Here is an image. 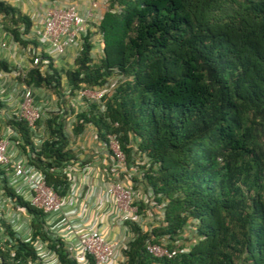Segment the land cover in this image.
Wrapping results in <instances>:
<instances>
[{
  "label": "trees",
  "instance_id": "1",
  "mask_svg": "<svg viewBox=\"0 0 264 264\" xmlns=\"http://www.w3.org/2000/svg\"><path fill=\"white\" fill-rule=\"evenodd\" d=\"M0 15L25 46L13 27L21 23L26 31L29 19L3 1ZM98 31L102 56L92 63L84 39L74 68L65 72L67 84L100 86L113 73L123 82L102 99L103 111L91 102L76 113L70 132L63 107L37 120L34 130L8 121L28 164L63 195L62 168L75 159L69 136L86 125L103 142L113 134L126 163L133 155L146 158L141 183L154 205L163 204L150 232L126 222L135 238L122 264H264V0H108ZM8 68L0 58V70ZM59 78L55 70L45 77L33 70L26 84L56 90ZM2 188L30 216L32 236L46 241L60 264H76L61 239H50L45 215ZM190 225L194 240L184 246L178 240ZM150 237L163 239L172 258L148 255ZM14 242L13 261L5 244L0 262L34 263L30 244Z\"/></svg>",
  "mask_w": 264,
  "mask_h": 264
},
{
  "label": "built area",
  "instance_id": "2",
  "mask_svg": "<svg viewBox=\"0 0 264 264\" xmlns=\"http://www.w3.org/2000/svg\"><path fill=\"white\" fill-rule=\"evenodd\" d=\"M101 7L104 8V12L107 11L108 0H89L81 5L51 4L44 7L41 12L35 11L26 16L30 22L28 30L25 31L21 23L13 27L17 30L18 37L27 41L25 46L14 40L8 30L3 28L1 24L3 18L0 15V58L9 64L7 71L0 70V250H3V245L6 244L9 248L7 251L9 261H13L14 256V249L10 246L14 245V239H18L30 244L34 251L35 262L27 264H60L48 243L32 236L30 216L7 195L2 188L3 185L14 195L22 198L28 206L45 215V226L50 239H61L69 257L76 264H88L89 260L91 264H122L125 261L123 253L127 251L128 243L135 238L126 222H132L141 231L148 232L156 225L147 222L149 216L147 210H150L148 204L150 200L152 201L151 192L146 190L143 195L136 191L132 182L133 169L130 166L127 170L124 153L113 134H106V142H103L97 138L91 126L94 130L93 137L100 145L104 157L108 156L116 167L114 171L116 178L102 182L99 201L110 206L102 216L104 215L110 225L120 227L123 233L118 237L107 238L104 233L92 228L94 222L86 225L89 221L86 210L90 205V199H85L80 214L75 205L76 199L81 197V191L78 190L79 186H76V178L72 172L85 173L88 167L74 163V160L65 163L62 173L67 182V189L60 195L58 188L46 184L42 172L28 164L25 155L18 154L21 137L8 123L10 120L24 121L30 130H34L37 120L46 116L48 112H54L43 111L45 105L36 103L35 95H38L42 88L26 84L30 71L37 70L41 77H45L55 70L61 81V71L65 73L74 68L84 39L91 46L89 51L91 58L97 53L102 56L103 43L98 31L103 15L99 11ZM114 10L117 11L118 8L114 7L112 11ZM107 82L91 88L80 85L77 89H71L66 80L60 97L62 99L73 96L77 101L94 102L101 105L103 111L101 101L113 88V85ZM57 105L54 110L62 111L60 99H57ZM68 113L69 111L65 115L66 129L70 132L74 118ZM76 113L74 112V115ZM139 203L144 205L142 213L138 211ZM162 207L163 204L157 206L158 221L162 219ZM68 214H76V220L68 219L66 217ZM5 224L13 233L12 238L5 234ZM144 249L148 255L157 259H170L174 255V251L167 249L163 239L159 243L151 242V237L145 239Z\"/></svg>",
  "mask_w": 264,
  "mask_h": 264
},
{
  "label": "crops",
  "instance_id": "3",
  "mask_svg": "<svg viewBox=\"0 0 264 264\" xmlns=\"http://www.w3.org/2000/svg\"><path fill=\"white\" fill-rule=\"evenodd\" d=\"M8 5L17 8L21 14L29 16L35 11L41 12L44 7L50 6L51 4H70L74 3L77 5L85 4L89 0H0ZM101 14L104 13V8H99ZM94 130L86 129L78 134L77 137L71 135L68 147L74 153V163H79L81 166H87L88 170L85 173L72 172L76 178V186H79L81 191V197L76 199V208L79 214L81 213L82 205L85 204V199H90V205L87 206L86 214H88L89 221L86 222L88 226L90 222H94L93 229L104 233L107 238H114L122 235L123 231L120 227L110 225L102 213L108 208L109 204H103L99 201V194L102 191V182L112 181L115 179L114 171L116 170L115 165L111 162L108 156L103 155L100 145L93 137ZM10 151L13 149H9ZM20 152V150H19ZM19 155H23L21 152ZM135 162V160H133ZM126 166L127 170L130 168L131 162H128ZM137 163V162H135ZM136 170V171H135ZM133 169L132 182L136 191L141 193L146 192L144 189L140 173L137 169ZM129 173V172H127ZM1 212V210H0ZM3 212V209H2ZM4 213V212H3ZM76 214H68V219L76 220ZM13 225V224H12Z\"/></svg>",
  "mask_w": 264,
  "mask_h": 264
},
{
  "label": "rangeland",
  "instance_id": "4",
  "mask_svg": "<svg viewBox=\"0 0 264 264\" xmlns=\"http://www.w3.org/2000/svg\"><path fill=\"white\" fill-rule=\"evenodd\" d=\"M1 24L3 25V28L6 25V24L4 25L3 19H2ZM99 58H100V54L97 53L96 56H94L92 58V63H97ZM60 75L62 78H61V81H59V87L56 90H54L52 88V85H50L49 87L48 86L42 87V89L38 93V95H35V101H36V103H40V104L45 105L43 107V111H55L54 109H56L58 107L57 99H60V102L62 103L63 111H66V112L69 111L68 115L71 116L72 118H74V116H75L74 112L79 113L81 111H86L91 102L77 101L73 96H68L67 98L61 99L60 96H61V91L63 89L62 86H65L66 76H65V73L62 71H61ZM106 82L109 85L112 84L113 85L112 89H115V87L119 83L123 82V78L120 75L113 73L110 77L107 78ZM112 89H110L111 93H112ZM110 91L108 93L109 95L111 94ZM100 106L101 105L98 106L99 110L102 111ZM85 127H86V129L92 130L91 125H86ZM67 130L68 129H66V131ZM69 138L71 139L70 136H69ZM132 158L137 163L131 164L130 166L132 167V169H134V170L137 169V171H139V173H141L142 170L140 167L144 166V164L146 163V158L143 157V155H141V154L133 155ZM127 164L129 165L128 162H127ZM139 192H141V190ZM148 207L150 208V210H147V212L149 214V216L147 218V222H148V224H151V223L156 224L157 221L159 220L158 219V212H159L158 210L159 209L157 208V205H154V203L151 200L149 201ZM192 226L193 225H190L188 228H186L184 230L182 238L180 240H178V242L180 244L187 246L193 242L194 234L192 233V231L190 229Z\"/></svg>",
  "mask_w": 264,
  "mask_h": 264
}]
</instances>
